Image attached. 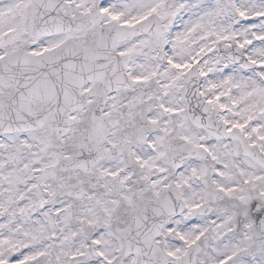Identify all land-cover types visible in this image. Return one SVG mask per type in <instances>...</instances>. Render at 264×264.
I'll list each match as a JSON object with an SVG mask.
<instances>
[{
	"label": "snow or ice",
	"instance_id": "1",
	"mask_svg": "<svg viewBox=\"0 0 264 264\" xmlns=\"http://www.w3.org/2000/svg\"><path fill=\"white\" fill-rule=\"evenodd\" d=\"M0 264H264V0H0Z\"/></svg>",
	"mask_w": 264,
	"mask_h": 264
}]
</instances>
